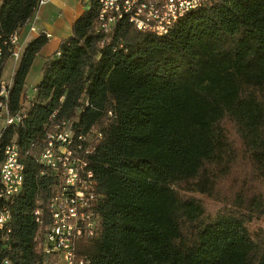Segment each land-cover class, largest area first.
<instances>
[{
	"label": "trees",
	"instance_id": "obj_1",
	"mask_svg": "<svg viewBox=\"0 0 264 264\" xmlns=\"http://www.w3.org/2000/svg\"><path fill=\"white\" fill-rule=\"evenodd\" d=\"M37 1L0 0L2 32L22 27ZM85 6L45 60L24 101L26 117L0 136V162L4 146L14 142L24 166L21 189L7 202L0 264H43L47 258L53 177L37 154L47 132L63 120L89 135L85 158L100 194L94 208L99 227L77 241L78 259L264 264V229L250 236L244 228L264 216L256 188L246 197L237 193L214 216L190 195L212 197L215 179L238 159L252 182L253 176L264 181V0H214L162 35L137 29L126 17L105 32L99 0ZM47 40L40 33L23 48L9 90L12 113L21 107L26 76Z\"/></svg>",
	"mask_w": 264,
	"mask_h": 264
},
{
	"label": "built area",
	"instance_id": "obj_2",
	"mask_svg": "<svg viewBox=\"0 0 264 264\" xmlns=\"http://www.w3.org/2000/svg\"><path fill=\"white\" fill-rule=\"evenodd\" d=\"M48 0H39V8ZM88 4V0H81ZM150 6V32L162 35L171 25L185 13L214 0H148ZM38 8V9H39ZM141 0H104L99 10L102 20L100 27L108 32L116 19L126 17L137 29L142 30ZM36 13L27 20L28 32H38L35 25ZM19 34L7 35L0 28V50L5 49L6 38H13L14 48L8 59L19 63L25 40ZM49 38L50 34L41 31ZM6 61V60H4ZM4 63V62H3ZM3 63H0V127L11 125L16 127L26 117V103L29 94L24 92L20 100L21 107L12 113L9 107V90L12 79L4 78ZM35 91L33 87L31 92ZM89 139L88 134L75 131L70 122L61 121L47 132L41 142L37 161L45 167L53 177L51 199L53 208H48L49 222L45 225L43 264H86L87 260L75 255L76 243L80 238L93 236L99 227V215L94 210L100 194L96 191L93 172L88 167L85 154L90 152L91 144L84 147ZM15 143L4 146L3 160L0 162V231H5L7 225H2V208L11 200L12 192L17 187L16 167L20 158L14 156ZM41 173H43L41 171ZM34 213L38 215V210ZM41 222L39 216L35 217ZM7 264V261H4Z\"/></svg>",
	"mask_w": 264,
	"mask_h": 264
},
{
	"label": "crops",
	"instance_id": "obj_3",
	"mask_svg": "<svg viewBox=\"0 0 264 264\" xmlns=\"http://www.w3.org/2000/svg\"><path fill=\"white\" fill-rule=\"evenodd\" d=\"M38 8L34 12L36 13L34 21L38 32H28L27 23L19 28V33L20 30H23L22 36L25 44L30 39L38 36L41 31L50 34L46 44L36 55L26 76L25 87H30L31 90L41 78V69L45 60L55 53L60 41L70 35L72 23L81 15L86 6L81 0H48L43 6ZM33 16L34 14L28 20Z\"/></svg>",
	"mask_w": 264,
	"mask_h": 264
},
{
	"label": "rangeland",
	"instance_id": "obj_4",
	"mask_svg": "<svg viewBox=\"0 0 264 264\" xmlns=\"http://www.w3.org/2000/svg\"><path fill=\"white\" fill-rule=\"evenodd\" d=\"M16 68L17 62L12 60L7 61L2 71L4 78L11 80L12 74ZM25 92L30 94L31 88L25 87ZM232 163V168L230 167L229 169L227 167V172L221 174L215 179L217 183L214 187V195L212 197L207 196L206 194H190L191 197H194L201 203L206 214H209L210 216H214L220 210L227 208L230 205V200L232 199L233 201L237 193L241 192L246 197V194H251L256 188L257 193L264 198V181L256 180L253 176L252 182V177L250 175L251 172L243 160L238 159L237 162L234 161ZM240 186H242L244 190L239 189ZM230 196L231 198L229 199ZM244 228L247 234L253 236L260 229H264V216L260 215L252 217V219L245 223Z\"/></svg>",
	"mask_w": 264,
	"mask_h": 264
},
{
	"label": "bare ground",
	"instance_id": "obj_5",
	"mask_svg": "<svg viewBox=\"0 0 264 264\" xmlns=\"http://www.w3.org/2000/svg\"><path fill=\"white\" fill-rule=\"evenodd\" d=\"M103 2H104V0H99L100 8H101V3H103ZM88 3H89V0H88ZM38 7H39V0L37 1L36 8H38ZM141 9H142L141 10L142 30H149L150 31V28H149L150 27V6H149L148 0H141ZM10 34H19V28L14 30ZM13 48H14L13 38H6L5 49L0 50V63H3V59L5 56H8V54H12ZM9 126H11V125H3L2 127H0V136L5 131V129ZM14 156L16 158H19V150H18L16 143H15V147H14ZM23 169H24L23 163L19 160V164L16 167L17 187H15V191L12 192V197L17 195L21 189L22 182H23ZM8 201L9 200H7V202ZM49 208H53V201H50ZM9 219H10V214H9V211H8L7 205H6L5 208H2V225H6L9 221ZM7 264H9L8 261H7Z\"/></svg>",
	"mask_w": 264,
	"mask_h": 264
}]
</instances>
